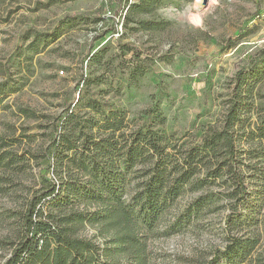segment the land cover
<instances>
[{
  "label": "rangeland",
  "instance_id": "rangeland-1",
  "mask_svg": "<svg viewBox=\"0 0 264 264\" xmlns=\"http://www.w3.org/2000/svg\"><path fill=\"white\" fill-rule=\"evenodd\" d=\"M196 1L162 0L154 12L169 26L152 32L136 23L147 16L125 19L138 0H0V156L14 161L0 166V263L28 202L52 177L45 150L66 109L99 125L113 114L126 134L151 129L176 153L220 129L233 100L241 104L233 130L247 196L230 199L233 177L222 175L209 188L215 200L168 232L164 226L202 191L179 197L149 235L148 264H202L233 239V264H264V0H207L199 11ZM88 100L93 110L84 108ZM80 234L96 236L88 226Z\"/></svg>",
  "mask_w": 264,
  "mask_h": 264
},
{
  "label": "trees",
  "instance_id": "trees-1",
  "mask_svg": "<svg viewBox=\"0 0 264 264\" xmlns=\"http://www.w3.org/2000/svg\"><path fill=\"white\" fill-rule=\"evenodd\" d=\"M161 1L138 0L127 6L125 19L144 15L146 19L136 22L140 29L164 31L169 23L156 18L154 12ZM35 38L40 45V35ZM5 93V87L0 86V97ZM83 99L80 96L78 103ZM240 105L230 101L220 129L210 128L198 146L176 153L168 152L163 138L151 129L139 128L126 134L127 126L113 114V120L106 119L99 125L95 118L85 117L87 114L79 116L66 109L56 119L54 136L45 150L52 177L28 202L17 239L0 264H148L149 235L166 223L165 215L179 197L202 191L164 226L168 232L179 231L183 220L197 218L215 200L209 188L222 175L230 181L233 177L234 183L228 186L233 188L228 193L230 199L242 201L247 196L233 130L239 121ZM84 108L93 110L94 102L86 101ZM4 162L6 166L14 163L2 154L0 166ZM130 174L133 178L129 181L134 184L125 200L124 186ZM226 225L230 230L234 220L227 219ZM86 226L93 228L96 236H81ZM246 243L244 258L257 242ZM238 244L236 239L231 240L223 251H215L214 257L202 264H220L223 259L233 264Z\"/></svg>",
  "mask_w": 264,
  "mask_h": 264
},
{
  "label": "bare ground",
  "instance_id": "bare-ground-1",
  "mask_svg": "<svg viewBox=\"0 0 264 264\" xmlns=\"http://www.w3.org/2000/svg\"><path fill=\"white\" fill-rule=\"evenodd\" d=\"M201 3H202V0H198V1H196V9H197V11H199L200 10V8L202 7V5H201ZM191 20H192V22H194V23H199V21H200V18H199V16L198 15H193L192 17H191Z\"/></svg>",
  "mask_w": 264,
  "mask_h": 264
},
{
  "label": "water",
  "instance_id": "water-1",
  "mask_svg": "<svg viewBox=\"0 0 264 264\" xmlns=\"http://www.w3.org/2000/svg\"><path fill=\"white\" fill-rule=\"evenodd\" d=\"M203 6L207 4V0H202Z\"/></svg>",
  "mask_w": 264,
  "mask_h": 264
}]
</instances>
